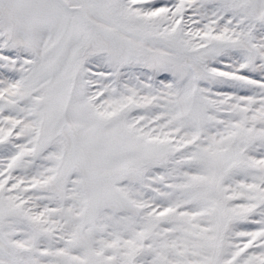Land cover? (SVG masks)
I'll list each match as a JSON object with an SVG mask.
<instances>
[{"label":"snow or ice","instance_id":"1","mask_svg":"<svg viewBox=\"0 0 264 264\" xmlns=\"http://www.w3.org/2000/svg\"><path fill=\"white\" fill-rule=\"evenodd\" d=\"M0 264H264V0H0Z\"/></svg>","mask_w":264,"mask_h":264}]
</instances>
